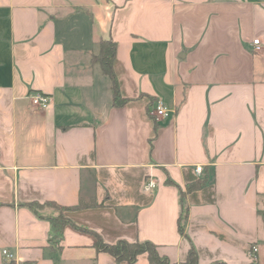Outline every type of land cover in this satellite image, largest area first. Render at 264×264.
I'll list each match as a JSON object with an SVG mask.
<instances>
[{"label": "crops", "instance_id": "1", "mask_svg": "<svg viewBox=\"0 0 264 264\" xmlns=\"http://www.w3.org/2000/svg\"><path fill=\"white\" fill-rule=\"evenodd\" d=\"M97 237L264 264V0H0V264H128Z\"/></svg>", "mask_w": 264, "mask_h": 264}, {"label": "trees", "instance_id": "2", "mask_svg": "<svg viewBox=\"0 0 264 264\" xmlns=\"http://www.w3.org/2000/svg\"><path fill=\"white\" fill-rule=\"evenodd\" d=\"M116 52V43L112 39H103L99 42L98 51L91 56V63L98 64L110 81L112 88V104L113 105H121L123 104L127 98L123 97L120 93L116 76L113 70V60ZM208 180L207 174L195 181H192L186 185V192H190L196 189L201 188ZM184 192H182L183 194ZM31 205V204H30ZM38 205V204H37ZM56 205V204H54ZM32 207H36L35 205H31ZM85 206V205H81ZM60 210L65 209V207L58 206ZM79 207V206H78ZM52 226L58 231L61 232L62 228L68 222L67 219L59 214L58 216L51 218ZM178 229L180 233H183V228L181 224H179ZM95 246L100 251H106L110 253L116 261H126L128 264H132L137 256L141 253H146L149 264H198L196 251L191 246L189 248L187 258L183 262H171L167 257L160 255L157 250V246L148 241H134L128 242L125 240H119L116 243L108 244L103 242L99 237H97ZM209 264H227L222 261H214ZM249 264H258L254 259Z\"/></svg>", "mask_w": 264, "mask_h": 264}, {"label": "built area", "instance_id": "3", "mask_svg": "<svg viewBox=\"0 0 264 264\" xmlns=\"http://www.w3.org/2000/svg\"><path fill=\"white\" fill-rule=\"evenodd\" d=\"M253 44L255 46L256 51L261 50V43L258 38L253 39ZM30 104L31 106L37 108V109H46L51 101V97L47 94L35 92L30 94L29 96ZM150 115L158 119H167L170 118L172 115V110L168 108L161 100H158L155 102L152 109L149 111ZM202 171L201 166L195 167V172L200 173ZM156 187V181L152 178H148L144 184H143V191L146 193L152 192V190ZM255 251V248L253 249ZM3 255L6 259H12L13 255L6 249L2 250Z\"/></svg>", "mask_w": 264, "mask_h": 264}]
</instances>
